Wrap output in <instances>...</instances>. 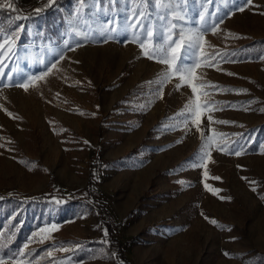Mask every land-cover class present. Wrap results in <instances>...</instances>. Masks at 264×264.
Listing matches in <instances>:
<instances>
[{"label": "rangeland", "instance_id": "rangeland-1", "mask_svg": "<svg viewBox=\"0 0 264 264\" xmlns=\"http://www.w3.org/2000/svg\"><path fill=\"white\" fill-rule=\"evenodd\" d=\"M54 1L20 0L19 16ZM200 14L206 28L222 22L193 55L202 64L215 56L193 82L220 86L200 90L211 94L201 103L213 111H204L198 131L185 110L195 99L188 81L161 86L167 66L143 52L168 49L171 24L174 39L198 32ZM16 16L0 15L14 39L0 68V256L20 259L23 250L26 264H264V0H172L168 11L157 0H68L33 22ZM53 63L27 92L4 86ZM202 133L213 143L200 159ZM39 195L49 199H16Z\"/></svg>", "mask_w": 264, "mask_h": 264}, {"label": "snow or ice", "instance_id": "snow-or-ice-1", "mask_svg": "<svg viewBox=\"0 0 264 264\" xmlns=\"http://www.w3.org/2000/svg\"><path fill=\"white\" fill-rule=\"evenodd\" d=\"M49 2H51V0H49ZM252 0H245V3L247 4H251ZM157 3L163 7L164 11H168V6L172 3V0H157ZM9 8L12 9L13 11H15V9L13 8V4H12V0H4V2H0V9L3 8ZM179 7V6H178ZM239 11H244V7L241 5L238 7ZM35 11L39 12L40 9H36ZM180 11L182 12L183 10L180 9ZM141 15H143L141 13ZM24 17H21L19 15H17L15 17V19L19 20V19H23ZM164 17H161V19H163ZM173 19H180V20H184L185 16L184 15H175L173 14ZM221 21H216L214 22L212 25L208 26L207 28L205 27V25H207V19L206 16L204 14H200L199 16V23L201 25L200 29L198 32L195 33H191L188 34L187 36L185 35V33L181 30L179 32V39H174L173 36L171 35V31L172 29H174L176 27L175 24H171V28L169 29V41L171 42L170 46L168 49L165 48H153L151 50L149 49H145V44L141 43L140 47L142 49H145L143 52V55L148 57L149 59H153L154 57H161L159 59V63L166 65L167 68L162 71L159 74V82L161 84V86H163L166 82L170 81L173 77L178 78L180 81H188L189 85H190V89H191V93L193 95H195V99L190 101L188 104L185 105V110L191 114V117L193 118V123L197 126V130H200V125H201V118L203 116L204 111H208L211 112L213 111V107L210 106V101H205L203 104L201 103V96L204 97H210V93L209 92H203L201 93V89L206 88V87H211V88H219L220 86L217 84H212L210 82L208 83H201L199 86L197 85V83H194L193 81H195L197 79V74H196V70L201 68L203 66V64H207L208 66H211V61L215 59V56L211 53L205 54L201 57V60L203 61L202 63H198V62H192L193 61V55L194 52L198 49L201 52H203V44L207 43V41L204 39V35L203 33L207 30L212 31L213 34H215L216 32V28L218 26L219 23H221ZM17 28H21V26L17 25ZM22 30V28H21ZM16 29H13V32H15ZM146 37L148 38H152L154 37V32L151 30H148L146 32ZM85 38H87L85 36ZM199 42V43H197ZM14 43V39L12 34L10 33H5V31L3 29H0V68L4 67L3 65V58L6 57L8 55V52L12 51V45ZM5 45L8 46L7 51H5ZM171 45H174V47H172ZM79 46V45H77ZM209 47H214L212 45H209ZM74 50V49H71ZM177 53H179L180 55L178 56ZM59 59H63V56H60ZM57 65L56 63L51 64L46 70L45 72H43L40 76H30L25 78L27 82L25 81H21L19 83L16 84H12L11 81L13 80L14 76H9L8 80L9 83L5 84V87H11V86H15V87H20L22 88L25 92L29 91L30 87H33V81H39V80H44V78L46 76H48L50 73H52V71L54 69H56ZM228 75H235L234 73H227ZM0 78H3V73L0 72ZM181 87V84H177L176 88L179 89ZM228 91H231V89H227ZM241 91H246V90H241ZM59 95V94H57ZM219 103V102H216ZM4 111L7 113V115L12 116L13 114L11 112H8L7 109H4ZM262 111H264V109H262ZM208 122L212 123V117L209 116L208 117ZM216 123H220V124H225V123H229L228 121H216ZM185 126H187L185 124ZM220 135H224V134H220ZM201 138L203 141L202 144V148H201V152L203 153V155L200 157V159H203L204 156H207L208 153L205 151V149L207 148H211L212 147V143H213V139L212 137H208L207 139L204 138L203 133L201 134ZM181 141H177V143H179ZM87 143V142H85ZM0 147H4L3 145H0ZM217 147L219 148L220 151L224 152L227 151L226 147H219V145H217ZM11 150V149H9ZM232 154L239 156L241 155L240 151H234ZM192 167H196L197 163L196 162H192L191 163ZM239 167V166H238ZM205 175H207V173L205 172ZM215 179L219 180L221 179L220 177H215ZM243 179H247L246 177H243ZM179 183H184L183 181H178ZM251 183H255L254 181H252ZM205 188H208V185L205 184L204 185ZM213 193H215L216 191H218L217 189H212ZM252 191H256L255 188L252 189ZM230 199V197L228 198ZM205 219H209L208 217H205ZM210 222L213 225H218V222L215 219H211ZM219 226V225H218ZM57 229V226L55 224L51 225L50 228H45V229H41V232H51ZM108 232L107 229L104 230V236L107 237ZM43 242V241H41ZM102 243H107V241H102ZM25 248L28 247V245L24 246ZM61 250L63 251H67L68 249L66 248H62ZM27 255V253H25L23 250H20V252L18 253V256L20 257V259H17V257H9L8 259H5L3 256H0V264H26L25 260L23 259V257H25ZM50 255V253H49ZM114 255V254H113ZM225 255H228L227 253H225ZM30 264V262H29Z\"/></svg>", "mask_w": 264, "mask_h": 264}, {"label": "trees", "instance_id": "trees-1", "mask_svg": "<svg viewBox=\"0 0 264 264\" xmlns=\"http://www.w3.org/2000/svg\"><path fill=\"white\" fill-rule=\"evenodd\" d=\"M67 1L68 0H55L53 2V4L49 5L48 7L44 8L43 10H41L39 12H30V14L28 16L24 17L22 20L25 21L26 23L36 21L40 17L45 16V15H49L55 9H58L59 7L63 6L64 4L67 3ZM0 2H4V0H0ZM12 4H13V8L15 9V11L5 7L3 9H0V15H2V16L23 15V10H22L21 4H20V0H12ZM61 197L66 198V196L63 193H61ZM16 199L20 200V201H26V202H32V201L46 202L49 199V197H47L45 195H39V196H33V197L29 196V198H27V199H23V198H16ZM75 200L76 199H72L73 203L77 202Z\"/></svg>", "mask_w": 264, "mask_h": 264}]
</instances>
